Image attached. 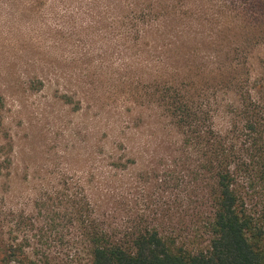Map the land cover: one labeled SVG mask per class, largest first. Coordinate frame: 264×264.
I'll list each match as a JSON object with an SVG mask.
<instances>
[{
  "label": "trees",
  "instance_id": "16d2710c",
  "mask_svg": "<svg viewBox=\"0 0 264 264\" xmlns=\"http://www.w3.org/2000/svg\"><path fill=\"white\" fill-rule=\"evenodd\" d=\"M0 6L13 16L19 9L30 23L47 17L51 38L76 42L74 58L93 57L89 43L111 41L121 62L116 89L125 96L127 87L143 89L139 97L165 111L183 136L192 180L208 186V238L200 248L168 219L156 225L138 215L116 228L96 214L88 195L70 197L80 229L75 264H264V229L239 189L242 179L260 184L264 222V55L252 60L264 48V0H0ZM44 74L36 71L29 82L45 85ZM63 89L66 100L78 95ZM1 225L0 218V264H42L21 242L6 239Z\"/></svg>",
  "mask_w": 264,
  "mask_h": 264
},
{
  "label": "rangeland",
  "instance_id": "374dc122",
  "mask_svg": "<svg viewBox=\"0 0 264 264\" xmlns=\"http://www.w3.org/2000/svg\"><path fill=\"white\" fill-rule=\"evenodd\" d=\"M14 10L13 16L0 6V89L9 87L0 92V218L6 239L21 242L42 264H75L80 229L70 197L85 194L113 227L128 226L138 215L156 225L168 219L184 241L203 247L208 186L192 180L193 167L183 162V136L165 111L139 97L143 89L133 93L127 87V96L116 89L121 62L115 45L92 42L93 57L74 58L76 42L51 38L54 26L43 24L47 17L30 23ZM262 55L264 48L252 60ZM36 71H44L45 85L29 82ZM63 87L78 95L66 100ZM87 87L84 97L80 91ZM80 95L85 102L78 101ZM216 122L222 127L224 115ZM239 189L264 229L260 184L242 179Z\"/></svg>",
  "mask_w": 264,
  "mask_h": 264
}]
</instances>
